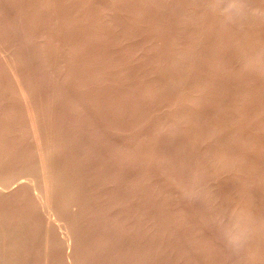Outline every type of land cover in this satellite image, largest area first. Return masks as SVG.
I'll list each match as a JSON object with an SVG mask.
<instances>
[{"label": "rangeland", "instance_id": "1", "mask_svg": "<svg viewBox=\"0 0 264 264\" xmlns=\"http://www.w3.org/2000/svg\"><path fill=\"white\" fill-rule=\"evenodd\" d=\"M0 264H264V0H0Z\"/></svg>", "mask_w": 264, "mask_h": 264}, {"label": "bare ground", "instance_id": "2", "mask_svg": "<svg viewBox=\"0 0 264 264\" xmlns=\"http://www.w3.org/2000/svg\"><path fill=\"white\" fill-rule=\"evenodd\" d=\"M69 239V238H68ZM69 241H70V239H69ZM68 245V244H67Z\"/></svg>", "mask_w": 264, "mask_h": 264}]
</instances>
